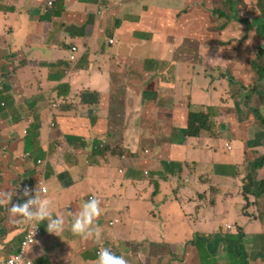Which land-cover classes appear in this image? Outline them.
<instances>
[{
	"label": "crops",
	"instance_id": "0c3cea01",
	"mask_svg": "<svg viewBox=\"0 0 264 264\" xmlns=\"http://www.w3.org/2000/svg\"><path fill=\"white\" fill-rule=\"evenodd\" d=\"M48 1L0 0V259L19 250L26 221L9 207L30 184L64 217L57 235L36 222L45 234L30 248L34 264H96L109 241L128 264H234L227 238L239 235L241 261L264 264V203L242 194L264 128L242 94L229 97L215 63L192 59V21L210 16L202 2ZM224 53L250 80L239 51ZM196 105L216 125L192 138ZM253 175L264 179V168ZM90 196L101 213L90 235L73 234Z\"/></svg>",
	"mask_w": 264,
	"mask_h": 264
},
{
	"label": "clouds",
	"instance_id": "9594fccd",
	"mask_svg": "<svg viewBox=\"0 0 264 264\" xmlns=\"http://www.w3.org/2000/svg\"><path fill=\"white\" fill-rule=\"evenodd\" d=\"M48 3L51 4L52 0H49ZM109 41L113 42V39H110ZM239 57L244 58V62H245L246 67L245 68L243 67V68L245 70L247 68V71L250 72L248 74V75L252 76L250 78V80H245V79H242L241 77H238L235 74L234 70L227 67L226 55H225L223 49H220V52H218V56L215 59H210L207 63H209L210 61H212V63H215V64H213V66H211V65H209V66L219 68L218 69L219 73L225 77L224 79L227 81V84H228L227 78L234 76V78L239 81V85L243 84V85L247 86L251 82H253V80L255 78L254 77L255 73L251 68V61H248L247 58L244 57V53H239ZM72 58H74L73 55H72ZM198 62H200V61H198ZM228 62L232 63L235 67L240 64L239 59H237L235 57L228 59ZM218 63H221L223 65V67L221 68L220 66H218V65H220ZM237 87H239L238 92L236 93L235 97H233V98H232V93H231L230 89L227 88V94L229 95V97L232 98L233 100H235V99H237L238 94H242V103L244 105L245 110L247 112H250L252 115L256 114L258 116V114L254 112V110L257 109L258 112L260 113V115L263 117L264 115L262 114V111L260 110L259 106L257 105L258 102L256 100H254V98L248 97L249 90L242 87V86H237ZM199 113H202V112H199ZM203 114H206V113H203ZM206 115L208 116V119L206 122L207 125H212L213 128L211 130L205 129V130L201 131L199 134V137L202 134V132H208V133L212 134V131L214 129L213 125H216V122L213 119H211V116L209 114H206ZM258 118H259V116H258ZM254 125L260 126V128H264V123L261 122L260 118H259V122H256L254 120ZM187 134H188V123H187ZM188 136H189V134H188ZM192 138H194V137H192ZM228 148L231 149L230 146ZM146 153H148V151H146ZM254 162H253V164H254ZM39 164H40V162H39ZM253 164H252L253 170L259 169V168H255L253 166ZM262 168H264V167H262ZM253 170H252V174H251L250 167L248 164L246 169H245V172H246L245 175L250 174L252 176V179H253L255 184L264 180V179H262L260 181H256L254 178V175H253ZM27 186L31 188L30 184L25 185V188L23 189V193H22V195L25 197L23 202L22 203H13L9 207V212L14 214V215L19 216L20 218H22L23 220L26 221V223H24V230H23L24 237H23V240L21 241V243L26 239L27 231H28V228L30 227V225L33 224V225H36L40 228L42 234L32 244V245H34L45 234V231H43L42 227L37 223H39L41 221H45L44 224H45L46 231L56 235V233H60L63 231L64 217L62 215H56L53 217L52 213L50 212L49 202L42 200L37 195V189L36 188L34 190L30 191ZM41 187H45V185H43L42 183H39V191H40ZM46 192H47V188H46ZM242 193H243V187H242ZM260 194L261 195H259V196L252 195L257 204H259L260 201L264 203V193H260ZM248 195H251V194H248ZM10 197L11 196H9V199H10ZM100 213H101V208L99 206V201L94 196L93 197L90 196L89 199H87L85 202L82 203L79 211L74 215V218L71 221V227H70L71 232L73 234H76V235H86V236L90 235L91 234L90 232L92 231L91 226L93 225L95 218ZM108 224H110V226H112L113 222H108ZM1 225H2V223L0 222V226ZM56 237L57 236H55V238ZM199 238L200 237H197L196 239H199ZM21 243H20V246H21ZM20 246H19V250H20ZM61 246H62V244H61ZM110 248L112 249L111 246L101 245L96 249L97 250L96 251V255H97L96 264H128L127 260L123 256L115 254L113 252V249L110 250ZM19 250H18V252H19ZM28 251H29V248H28ZM23 253L24 252L21 251V255H19V257H18L21 264H23V261L25 260L23 258Z\"/></svg>",
	"mask_w": 264,
	"mask_h": 264
},
{
	"label": "trees",
	"instance_id": "16d2710c",
	"mask_svg": "<svg viewBox=\"0 0 264 264\" xmlns=\"http://www.w3.org/2000/svg\"><path fill=\"white\" fill-rule=\"evenodd\" d=\"M196 2H202V5L204 6V8L207 11H210L212 15L216 16L217 20L218 17L223 18V20L221 22H230V21H239L241 23H245L248 26H252L253 24H255L256 30H258V33L261 36H264V8L261 9L260 15L258 16V18H256L253 22H249L247 19H242L243 13H240L239 10H236V7L238 5L239 2H245V0H209L211 5L208 6L207 5V1L208 0H195ZM207 6V7H206ZM198 11H201L200 9V4L198 3ZM212 8V10H208L209 8ZM257 7V5H256ZM263 7V6H260ZM212 20V16H208V18L204 21L205 23L207 22H211ZM211 45H203L200 49L201 54L204 55L205 50H212ZM261 48H264V45L261 46ZM257 54L259 56L264 57L263 54V50L257 52ZM257 57L253 56V58L251 59V68L254 71L255 75H254V80L253 82H251L249 85H243L240 84L239 85V81L236 80L234 78V76L227 78L228 79V84H227V88L230 89L231 93H232V98L235 97L236 93L238 92L239 87L237 86H242L246 89L249 90L248 93V97L249 98H254V100H256L257 102H259L258 106L259 108L264 106V89H263V82H264V65L262 63H260V58L259 59H255ZM201 105H196L192 107V111L189 113L188 116V134L190 137H194L197 138L199 137V134L201 131L205 130V129H212V125H207V119L208 116L206 114L203 113H199L202 112V110L200 109ZM255 113L258 114L260 120L262 123H264V116L262 117L260 115V113L258 112L257 109L254 110ZM253 166L255 168H262L264 167V155H261L260 157H258ZM244 186H243V196L247 197L246 195L251 194L254 196H259L261 195L260 193H264V180L258 182L257 184L254 183L252 176L250 174L246 175V178L244 180ZM260 211V210H259ZM260 217H261V221L264 222V211H260ZM0 222H3V216L0 213ZM57 235V233H56ZM53 237L55 238V236L53 235ZM61 237V236H60ZM228 250L230 252V254L235 253L237 254V260L236 262H234V264H245L244 261L242 260L241 256L238 255H242L243 251L241 249V247L239 246V243L241 241V236H237L235 238H231L228 237ZM23 240V239H22ZM21 240V241H22ZM61 241L64 243L62 244V247H66L69 248L71 246H69L66 243V238H61ZM21 243V242H20ZM33 245H31L29 247H32ZM35 246L32 247V249ZM31 260V256H30V251L27 255ZM176 259V257H172L170 258V261Z\"/></svg>",
	"mask_w": 264,
	"mask_h": 264
},
{
	"label": "rangeland",
	"instance_id": "374dc122",
	"mask_svg": "<svg viewBox=\"0 0 264 264\" xmlns=\"http://www.w3.org/2000/svg\"><path fill=\"white\" fill-rule=\"evenodd\" d=\"M207 5H211L209 0L207 1ZM212 8L213 7L209 8L208 10H212ZM263 8L264 0H245V2L238 3L236 10H239L240 13H243L244 17H242V19H247L249 22H253L256 18H258L261 9ZM203 13L207 12L205 11ZM208 14L212 16V22L205 23L203 21L197 20L195 23L192 21V31L195 30L196 33V36L192 37V59L198 60L200 62H208L210 59H215L218 56L220 49H230L239 51V53H244V57L247 58L248 61H251L253 56L257 57L255 58L256 60L260 58V63L264 65V57L257 54V52L261 50H263L264 54V48H261V46L264 45V36H261L258 33L255 24L248 26L245 23H241L239 21L221 22L223 18L218 17L217 20L216 16L212 15L210 11H208ZM194 43L198 49L194 47ZM203 45H211L212 50H205L204 55H202L200 49ZM258 104L259 102L257 105ZM260 110L264 115V106L261 107ZM246 115L247 117H251L256 122H259V118L256 114L252 115L250 112L246 111ZM257 127L260 128V126ZM234 154H236V151H234ZM231 170L232 169L230 168V171ZM106 237L110 236L107 235ZM104 239L106 240V238ZM107 243L109 244L107 246L114 248V245L111 244L112 242L109 241ZM124 245V242L121 241L120 244L115 247H119L122 251L127 253L128 247L126 246V248H123ZM94 252L96 253V250Z\"/></svg>",
	"mask_w": 264,
	"mask_h": 264
},
{
	"label": "built area",
	"instance_id": "2783aa9c",
	"mask_svg": "<svg viewBox=\"0 0 264 264\" xmlns=\"http://www.w3.org/2000/svg\"><path fill=\"white\" fill-rule=\"evenodd\" d=\"M28 188L30 189V187ZM40 191L45 193L46 188L41 187ZM41 234L42 232L38 226L33 224L30 225L27 231L26 239L21 243L19 252L16 255L9 257L8 259L5 260L0 259V264H21L18 258L19 255H21V251L24 252L23 258L25 260L23 261V264H34L33 261L27 256L28 248L41 236Z\"/></svg>",
	"mask_w": 264,
	"mask_h": 264
}]
</instances>
